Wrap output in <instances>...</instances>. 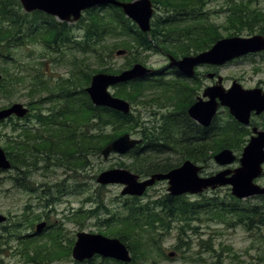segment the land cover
Listing matches in <instances>:
<instances>
[{
	"label": "trees",
	"instance_id": "obj_1",
	"mask_svg": "<svg viewBox=\"0 0 264 264\" xmlns=\"http://www.w3.org/2000/svg\"><path fill=\"white\" fill-rule=\"evenodd\" d=\"M152 1L155 9H162V14L155 13L151 30L144 32L120 6L113 4L89 8L79 21L70 24L42 11L22 12L20 0H0V71L5 74L0 83L1 95H13L16 84L24 83L21 75L13 79L2 61L18 63L14 47L30 41H42L48 48L59 51L73 44L82 54L78 61L90 69L79 89L71 78H62L50 85L43 73L33 75L30 83L32 99L27 103L30 112L22 119L10 117L1 121L8 128L3 134L6 139L4 149L12 162V178L19 181V185L31 189L30 179L36 171H48L60 164L74 170L84 169L92 155L100 156L103 147L124 132L137 133L143 140L129 153L130 163L119 161L117 165L142 176L168 172L186 159L207 163L221 149H241L248 141L250 131L235 120L234 123L228 119L221 125L219 118H215L210 126L204 127L191 119L187 110L196 99L197 90L192 92L196 86L193 85L191 90V82L159 77L156 72L113 86L115 95L131 102V112L93 104L85 89L93 73H118L135 62L146 64L135 55L117 67L111 57L119 49L134 54L154 51L161 46L180 57L210 49L217 40L225 37L223 32L227 36L242 31L264 35V7L254 4L258 0H229L224 8L227 15L223 23L204 17L208 15L204 7L212 0ZM75 30L81 35L77 36ZM92 57L98 63L97 67L90 66ZM44 91L46 97L41 95ZM145 195H148L147 191ZM93 201L94 207L81 208L80 217H96L103 227L99 232L125 242L132 261L125 263L96 255L90 264H158L159 257H168L163 248L165 235L179 225L181 242L178 248L185 246L184 234L203 213L209 214L210 219L237 221L249 229L264 226V202L245 203L231 197L227 201L208 198L206 210L202 207L205 200L195 201L168 193L144 202L138 196H129L121 209L104 205L102 197ZM18 222L15 228L21 226L22 222ZM56 230L49 234L51 245L35 236L29 237L36 234L28 235L26 240L20 235L23 256L28 261L42 264L56 258L69 259L75 238L64 244L63 234ZM52 244L62 245L63 249Z\"/></svg>",
	"mask_w": 264,
	"mask_h": 264
},
{
	"label": "rangeland",
	"instance_id": "obj_2",
	"mask_svg": "<svg viewBox=\"0 0 264 264\" xmlns=\"http://www.w3.org/2000/svg\"><path fill=\"white\" fill-rule=\"evenodd\" d=\"M228 1L212 0L207 3L204 11L208 12V15L204 17H208L210 21L216 23L226 22L227 12L224 8H226ZM254 4L264 7V0H258ZM22 12H26L23 7ZM155 13L162 14V9L156 8ZM74 23L76 22L71 24ZM74 32L77 36L81 35L79 30H75ZM256 33L242 31L236 35L251 36ZM223 34L227 36L226 32H223ZM14 48L13 53L19 59V62L14 63L11 60H7L2 61V64L6 66L13 79L21 75L24 83L16 84V91L13 95L0 94V106L9 105L13 102L27 104L32 99L30 91L32 86L30 83H32L33 75H42L43 73V78L50 85H55L62 78H71L72 81H75L79 89L81 86L80 83L90 70L87 68V65L78 61V56L80 58L82 54H79L78 48L73 44L70 48L63 49L62 51L52 47L48 48L42 41H30L26 45ZM135 55H139V58L145 61V65L154 69L163 68L169 62L168 52L161 46H158L154 51H140L139 53L134 52V54L132 52H126L125 54L118 55L114 52L111 57V62L115 63L117 67H120L130 61ZM89 61L92 68L98 66L94 57L90 58ZM199 70L201 71V67ZM217 70L223 77L225 87H229L234 79L238 80L244 87H249L260 79H264V60L261 61L260 56L255 57V60H251V58L239 59L236 62L219 66ZM206 72H204L203 76L204 84H212L213 80L206 77ZM0 73L5 75L1 71ZM17 82H20V80ZM6 84L9 86L10 82ZM110 90L114 92L115 88L110 87ZM41 95L46 97L47 92L44 91ZM142 111L145 110L142 109ZM6 130L8 128L0 122V131L2 132L0 133V145L2 147L5 146L6 139L3 134ZM132 135L139 137L137 133H132ZM131 160L132 158L129 154H112L107 159L101 154L100 156L92 155L89 160L90 163L84 169L74 170L60 164L55 168H49L48 171L38 170L31 180L34 183L33 190L31 191H26L13 182V170L0 172V213L6 215L8 218L0 224V264H42L40 262H32L30 259L28 261L21 252L23 244L19 236H23V239L26 240L25 238L28 235L35 232L34 227L30 225L24 226L26 223L38 224L46 217H48L51 223H55L53 229H50L51 231L29 236H35L41 241L48 242L50 241L48 239L49 234L56 229H60L61 223L65 225L64 232L62 233V229L60 230V233L63 234L62 241L64 244H68V240L73 237L76 239V233L78 231L101 233L99 229L103 227L99 224L96 217H80L79 211L82 207L84 209L94 207L96 203L93 199L99 197L104 199V205L113 209H121L126 203V198L129 197V195H123L121 193L123 185H101L97 182V175L105 169L123 167L117 165L119 161H124L128 164ZM198 164L203 165L200 162ZM217 170L218 166L216 163L210 161L205 163L202 173L205 175V172L209 173ZM141 177L144 178L146 176ZM54 184L56 186H53ZM48 186L53 188V194L60 197L59 200L52 198L54 197L52 193L48 197L45 196L44 193L48 189ZM100 186L103 187L100 188ZM217 191L222 199H226V201L230 199L226 187H222ZM147 193L148 195L140 197L141 201L156 199L167 194L168 181L161 180L156 182L155 185L148 188ZM206 195L214 196L216 193L208 191ZM192 196L194 195H190L191 199H195ZM87 198H92V200H87ZM20 217L21 219H19ZM36 217L39 218L38 221H36ZM18 221H21L22 225L19 228H15V223H20ZM193 226L198 228V232L203 233L201 236L204 242L208 244L205 245L204 243L205 250L197 246L189 247L187 245L177 249L180 241V228L179 225H175L165 235L163 242L165 253L168 255L170 252H175V254L170 257H159L158 264H215L219 259L222 260L221 264H249L250 262L255 264L252 260L254 256H258L259 258V262L255 260L256 262L264 264V241L261 237L264 234V226L256 230L261 231L259 234L256 233L257 236H253L252 232L249 231L250 229L243 224L237 221L210 219L209 214H204L201 216V219L194 220ZM190 235L197 240L201 238L200 235H196L195 232L192 233L188 229L182 240L187 242ZM48 245H51V242ZM53 246L61 250L63 249L62 245ZM193 256L199 260L194 261ZM201 256L204 258L203 261L201 260ZM236 260H238V263H236ZM47 264H90V262H78L71 256L69 259L56 258L52 262L48 261Z\"/></svg>",
	"mask_w": 264,
	"mask_h": 264
},
{
	"label": "water",
	"instance_id": "obj_3",
	"mask_svg": "<svg viewBox=\"0 0 264 264\" xmlns=\"http://www.w3.org/2000/svg\"><path fill=\"white\" fill-rule=\"evenodd\" d=\"M27 12L43 11L55 16L60 21H77L86 9L104 4L120 6L126 16L138 24L144 32L151 30V20L154 15L152 0H20ZM264 50V35L251 36L233 35L222 37L210 48L197 54L184 55L176 58L169 54L170 66H177L187 75H194L196 66L200 64L224 65L227 62L252 52ZM125 54V49L116 52ZM154 69L142 62H135L132 66L118 73L97 72L92 75L91 83L86 87L92 102L97 106H107L112 109L129 113L131 102L125 98L114 95L110 87L119 83L128 82L137 78L153 74ZM209 77H214L215 72H210ZM3 74L0 73V82ZM220 104L227 106L232 115L244 124L250 123L253 110L258 113L264 111V93L262 90L246 89L237 80L232 82L228 89L223 85V77L219 75L217 82L207 86L202 95L189 106L188 113L197 123L209 126ZM29 107L22 102H13L0 108V121L11 116L24 117L29 112ZM142 138L132 136L126 132L106 144L102 149L105 159L111 154H127L138 144ZM235 154L232 149L224 148L215 154L214 159L220 165H227L234 161ZM257 157V158H256ZM257 159V160H256ZM256 160V163L255 161ZM254 161V162H253ZM264 161V131H259L257 136H252L245 146L241 157V166L234 170H221L210 176L200 174L201 166L186 159L181 165L168 172H156L141 178L138 173L127 167H114L101 171L97 182L102 185L121 184L123 195L142 196L146 190L157 181H168V192L173 196L183 194H199L205 189L216 188L220 185H232V192L239 198L254 193L264 192V188L253 183V177L261 171V162ZM256 165V166H255ZM12 162L6 150L0 145V170H10ZM233 173L227 177L228 174ZM7 216L0 213V224L6 221ZM46 226L45 222L37 225V232ZM72 248V258L76 261H87L100 255L103 258H113L125 263L132 261L129 247L118 237L107 236L103 233L79 231ZM170 252L169 256H173Z\"/></svg>",
	"mask_w": 264,
	"mask_h": 264
},
{
	"label": "flooded vegetation",
	"instance_id": "obj_4",
	"mask_svg": "<svg viewBox=\"0 0 264 264\" xmlns=\"http://www.w3.org/2000/svg\"><path fill=\"white\" fill-rule=\"evenodd\" d=\"M169 54H171V53H168V59H169V62H170V58H169ZM171 55H173V54H171ZM174 56V55H173ZM184 56V55H183ZM183 56H180V57H176V56H174V57H176V58H181V57H183ZM257 56H260V60L262 61V60H264V50L263 51H259V52H252V53H249V54H247V55H243V56H241V57H238V58H235V59H233L232 61H230V62H236L237 60H239V59H250L251 58V60H255V57H257ZM169 62H168V64L167 65H165L163 68H158V69H155V71H154V73H153V75L155 74V72H156V75L157 76H165L166 78H172V79H176L177 81H179V80H187L188 82H191V90L193 89V85L194 86H196V88L197 89H193L192 90V92L195 90H197V93H196V99H195V101L198 99V97L200 96V95H202V93H203V91H204V89L207 87V86H210V85H212V84H215L216 82H217V78L219 77V71L217 70V68H219V66H214V65H211V64H200V65H198V66H196V68H195V74L194 75H187V74H185L184 72H182L177 66H170L169 65ZM230 62H228V63H230ZM224 65H226V64H224ZM200 67H201V71L199 70L200 69ZM206 70H207V72H206ZM210 71H212V72H215L216 73V75L214 76V77H209V73H210ZM204 72H206V77L207 78H209V79H211V80H213L212 81V84H204ZM152 75V74H151ZM221 76V75H220ZM197 81V83H194L193 84V81ZM234 80H236V79H234ZM233 80V81H234ZM232 81V82H233ZM238 81V80H237ZM224 85V84H223ZM242 85V84H241ZM232 86V83L230 84V86L229 87H226V89H228V88H230ZM243 86V85H242ZM244 87V86H243ZM244 88H246V89H254V88H257V89H260V90H262V92L264 93V79H260L259 81H257L255 84H253L252 86H249V87H244ZM202 90V91H201ZM194 101V102H195ZM193 102V103H194ZM192 103V104H193ZM189 108V107H188ZM187 112H188V110H187ZM188 115H189V113H188ZM190 116V115H189ZM190 118L192 119V117L190 116ZM215 118H219V122H222L221 123V125L222 124H225L227 121H228V119H230V120H232L233 122H234V120L236 121V122H238V123H240L241 125H244L245 127H247L246 129H248L249 131H250V133H249V135H248V137H249V139H248V141L245 143V145L241 148V149H232V148H230V147H227V148H230V149H232L233 150V152H234V154L236 155L235 156V159H234V161H232L231 163H229V164H227V165H220V164H218L217 162H216V160L214 159V156H215V154H214V156L211 158V159H209L208 160V162H210V161H214L215 163H216V165L218 166V170L217 171H215V172H209V173H206L205 172V175H203V169H204V167H205V163H202L203 165H200L201 166V170H200V174L202 175V176H210V175H213V174H215V173H217V172H219V171H221V170H225V169H230V170H234V169H236V168H238L239 166H241V157H242V154H243V152H244V149H245V146L248 144V142L251 140V138H252V136H257L258 135V132L259 131H264V111H262V112H257L256 110H253L252 112H251V116H250V123L249 124H244V123H242V122H240L238 119H236L233 115H232V113L230 112V109L227 107V106H225V105H222V104H220V106H219V108H218V110H217V114L215 115V117H214V119H213V121H212V123L214 122V120H215ZM194 120V119H193ZM195 121V120H194ZM211 123V124H212ZM235 123V122H234ZM199 124V123H198ZM210 124V125H211ZM201 125V124H200ZM209 125V126H210ZM203 126V125H202ZM226 126V125H225ZM204 127H208V126H204ZM226 148V147H225ZM224 149V148H223ZM222 150V149H221ZM220 150V151H221ZM219 152V151H218ZM217 152V153H218ZM257 158V157H256ZM257 160V159H256ZM256 160H254L255 161V163H256ZM185 161V160H184ZM183 161V162H184ZM193 161V160H192ZM253 161V162H254ZM182 162V163H183ZM181 163V164H182ZM195 163H197V162H195ZM198 164V163H197ZM199 165V164H198ZM256 166V165H255ZM233 173H230V174H228L227 175V177H229V176H231ZM31 180L32 179H30V182H31ZM253 183L254 184H256L257 186H260V187H262V188H264V161L263 162H261V171L258 173V174H256L254 177H253ZM29 181V180H28ZM13 182L17 185V186H20V187H22V188H24L26 191H31V190H33V187H34V184H33V182H31V185H32V188L31 189H29L28 187H23L22 185H19V181H17V180H13ZM53 186H56V184H54ZM222 187H226L227 188V190H228V192H227V194H228V196L229 197H231V198H235V199H238V200H241V201H243V202H245V203H247V202H251V201H254V202H264V192H260V193H254V194H251V195H248V196H246V197H243V198H239V197H237L236 195H234L233 194V192H232V185L231 184H227V185H220V186H217L216 188H211V187H209V188H207V189H205L202 193H200L201 195H199V194H183V195H181V196H186L187 198H189L190 200H195V201H199V200H205V203H203V205H202V207H203V209H207L208 208V206H206V205H208V202H207V199L208 198H212V197H216V198H218V199H220L221 197L219 196V194L217 193L218 191L217 190H219L220 188H222ZM50 188V189H49ZM48 189H46V192L44 193V194H48V195H50L51 193H52V195L54 196V197H52V198H55V200H59L60 199V197H58V196H55L54 194H53V188L52 187H49ZM208 191H213V193H216V195H214V196H208V195H206V192H208ZM63 194V193H62ZM190 195H194V196H192V197H194L195 199H191V197H190ZM162 197V196H161ZM161 197H159V198H161ZM228 200H230V199H228ZM27 208H29V206H27ZM30 209V208H29ZM205 213H203V215H204ZM8 219V218H7ZM42 221H44V222H46V227L43 229V231H41V233L39 232V233H36V234H42V233H44V232H49V231H51L52 229H53V227H54V224L55 223H51L49 220H48V217H46V218H43L42 219ZM37 224V223H36ZM36 224H34V223H26L24 226H27V225H30L31 227H34L35 228V232H36ZM22 225V224H21ZM61 225V228L60 229H58V231H60L61 229H62V233L64 232V230H65V225L63 224V223H61L60 224ZM258 228H260V227H255V228H250V232H252V235L253 236H257L256 235V233H258L259 234V232H261V231H256ZM51 229V230H50ZM198 228L197 227H192L190 230L192 231V233H194L195 232V234L196 235H202L203 233L202 232H198V230H197ZM54 231H57V230H54ZM35 232L34 233H32V234H35ZM262 238H263V241H264V234H263V236H261ZM201 241V242H200ZM204 243H205V245H208V244H206V242H204V240H203V237L201 236V238H198V240L197 239H194V237L193 236H189V239H188V241L186 242V245L187 246H189V247H192V246H197L198 248L200 247L202 250H205V245H204ZM177 249H178V247H177ZM199 251V250H198ZM197 253H199V252H197ZM174 254H175V252H174ZM193 260L194 261H196V260H199L198 258H196V257H194L193 256ZM201 260L203 261L204 260V258L201 256ZM254 262H255V264H257L258 262H259V258H258V256H254L253 257V259H252ZM255 260H258V262H256ZM222 260L221 259H219L215 264H221L222 262H221ZM236 263H238V260H236ZM233 264H235V263H233ZM250 264H253V262H250Z\"/></svg>",
	"mask_w": 264,
	"mask_h": 264
}]
</instances>
